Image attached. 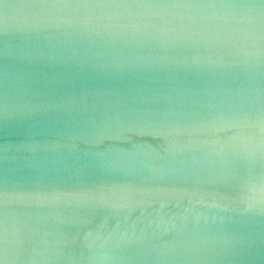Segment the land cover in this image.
I'll use <instances>...</instances> for the list:
<instances>
[{"label":"water","instance_id":"95a60500","mask_svg":"<svg viewBox=\"0 0 264 264\" xmlns=\"http://www.w3.org/2000/svg\"><path fill=\"white\" fill-rule=\"evenodd\" d=\"M0 264H264V0H0Z\"/></svg>","mask_w":264,"mask_h":264}]
</instances>
